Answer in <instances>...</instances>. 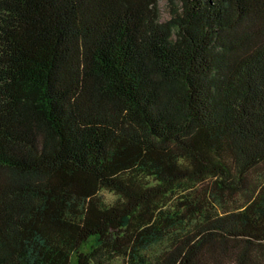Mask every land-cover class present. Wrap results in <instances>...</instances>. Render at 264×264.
I'll return each instance as SVG.
<instances>
[{
  "label": "trees",
  "instance_id": "1",
  "mask_svg": "<svg viewBox=\"0 0 264 264\" xmlns=\"http://www.w3.org/2000/svg\"><path fill=\"white\" fill-rule=\"evenodd\" d=\"M167 2L0 0V264H264V0Z\"/></svg>",
  "mask_w": 264,
  "mask_h": 264
},
{
  "label": "rangeland",
  "instance_id": "2",
  "mask_svg": "<svg viewBox=\"0 0 264 264\" xmlns=\"http://www.w3.org/2000/svg\"><path fill=\"white\" fill-rule=\"evenodd\" d=\"M159 16L162 20L169 16V5L167 0H159L158 3ZM6 172L0 171V180L5 178ZM248 189L236 193L232 198L225 201L220 209L234 210L244 206L255 194V191L264 183V161L255 166L247 174ZM104 197L108 201H112L116 198L113 193L106 190L102 191ZM117 264H120L119 262Z\"/></svg>",
  "mask_w": 264,
  "mask_h": 264
}]
</instances>
